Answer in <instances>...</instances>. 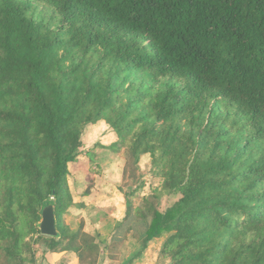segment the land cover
<instances>
[{
    "label": "trees",
    "instance_id": "obj_1",
    "mask_svg": "<svg viewBox=\"0 0 264 264\" xmlns=\"http://www.w3.org/2000/svg\"><path fill=\"white\" fill-rule=\"evenodd\" d=\"M34 2L60 16L56 29L33 17ZM132 72L171 81L141 95L147 114L128 101L134 82L116 86ZM220 100L233 123L217 120L200 138L184 129ZM100 121L119 138L124 187L140 182L145 155L163 180L138 205L141 186L125 192L105 246L64 219L69 165ZM242 130L244 143L230 138ZM164 194L180 197L161 211ZM50 205L59 235L48 239ZM47 239L79 264L116 262L130 239H165L171 264H264V0H0V264H37Z\"/></svg>",
    "mask_w": 264,
    "mask_h": 264
},
{
    "label": "rangeland",
    "instance_id": "obj_2",
    "mask_svg": "<svg viewBox=\"0 0 264 264\" xmlns=\"http://www.w3.org/2000/svg\"><path fill=\"white\" fill-rule=\"evenodd\" d=\"M33 17L38 21H43L51 28H57L61 20L55 11L46 5L34 2ZM106 69L114 73L115 71L125 72L126 67H120L117 63L108 64ZM125 73L120 75L115 81L116 86H121L126 82L130 84L134 82L137 87L135 94L129 96L128 101L139 105V112L147 114L146 101L140 102V97L148 90L155 91L163 89L166 84H171L170 80L163 79L158 84L151 81L145 72H132L131 75ZM130 75V76H129ZM230 117V118H229ZM198 125L193 128L185 125L184 129L193 132L196 138H200L207 125H211L217 120L233 123L237 116L234 109L225 100L212 101L207 109L197 116ZM151 124L156 122V117H150ZM243 135L230 137L231 139L244 143L249 137L250 132L242 130ZM119 140L116 132L104 121H100L94 125H88L82 136L83 146L80 149L79 161L69 165L70 174L68 176V184L72 193L74 206L65 214V222L77 229L79 223L84 221L85 231L94 235H100L99 241L103 246L109 243L112 237L114 224L120 221L126 214L127 205L125 192L137 191L136 205L143 197H149L161 190L162 179L154 172L153 160L150 155L142 156L140 160V171L142 178L140 182L129 188L123 186V170L125 166V158L122 154L115 153L111 146ZM179 195L164 194L161 197L160 209L164 211L179 199ZM51 237H48L50 239ZM38 241L37 264H42L49 255H57L56 264H79L75 254L69 252H50L48 249L49 240ZM165 239H156L149 243L153 249L160 255L159 258L169 261L171 260L162 255V247ZM140 244L134 240H128L123 247L122 254L116 262L110 264H122L124 260L133 258L134 254L140 249ZM105 259L101 264H106Z\"/></svg>",
    "mask_w": 264,
    "mask_h": 264
},
{
    "label": "crops",
    "instance_id": "obj_3",
    "mask_svg": "<svg viewBox=\"0 0 264 264\" xmlns=\"http://www.w3.org/2000/svg\"><path fill=\"white\" fill-rule=\"evenodd\" d=\"M140 246L137 253L133 255L134 257L124 260L122 264H169V261L159 258L160 255L153 249V246L149 244L146 247L141 244ZM57 258V255H49L42 264H56ZM105 263L110 264L108 259Z\"/></svg>",
    "mask_w": 264,
    "mask_h": 264
},
{
    "label": "water",
    "instance_id": "obj_4",
    "mask_svg": "<svg viewBox=\"0 0 264 264\" xmlns=\"http://www.w3.org/2000/svg\"><path fill=\"white\" fill-rule=\"evenodd\" d=\"M40 230L43 236L52 238L58 237L59 234L56 225L55 208L53 205H50L44 209Z\"/></svg>",
    "mask_w": 264,
    "mask_h": 264
}]
</instances>
